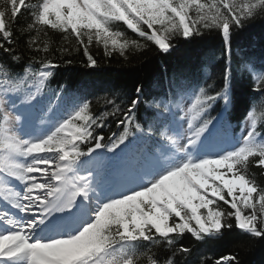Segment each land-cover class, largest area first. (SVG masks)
I'll return each instance as SVG.
<instances>
[{"label":"snow or ice","instance_id":"obj_1","mask_svg":"<svg viewBox=\"0 0 264 264\" xmlns=\"http://www.w3.org/2000/svg\"><path fill=\"white\" fill-rule=\"evenodd\" d=\"M25 8L31 22L17 34ZM257 18L264 0H0V264H141L147 253L148 264H188L186 234L207 243L240 230L264 240V123L248 111L234 134L228 119L234 37ZM46 28L64 34L62 54L74 37L87 68L98 67L94 43L127 60L130 50L155 46L166 57L178 40L207 36L223 52L194 66L164 61L147 87L93 98L50 86L60 64L50 41L41 46ZM215 61L222 86L209 83ZM243 67L264 96V52Z\"/></svg>","mask_w":264,"mask_h":264},{"label":"trees","instance_id":"obj_2","mask_svg":"<svg viewBox=\"0 0 264 264\" xmlns=\"http://www.w3.org/2000/svg\"><path fill=\"white\" fill-rule=\"evenodd\" d=\"M26 2L31 5L38 3V0H26ZM30 11L31 9L25 8L17 17L16 24L13 26V30L17 34L21 27H26L31 22ZM45 30L48 35L41 34L39 37L41 46L45 40L50 41L49 55L60 64L55 70L54 76L50 78V83L56 85L57 82H60L70 85L73 89H86L95 97H103L110 93L128 96L133 94L134 87L140 83L147 87L159 74L164 61L170 65L194 66L197 62L203 61L210 53L219 57L223 52L219 38L207 36L203 39L197 37L191 43L178 40L171 54L166 57L159 54L155 46H151V50H145L143 55L136 50H130L127 60L118 53H113L111 57L105 56L104 48L94 43L90 48V53L97 60L98 67L87 68L84 66L86 57L83 49L78 48L74 37L68 41L73 50L62 54L57 49L59 45L64 44L61 39L64 34L50 28ZM120 30L125 31L129 38L140 39L122 24ZM25 40L26 36H20V47H23ZM262 52H264V19L257 18L246 29L240 30L236 34L232 46V70L236 74L237 81L235 108L228 114V119L236 129L244 115L251 110H255L258 128L264 123V120L260 119L261 116H264V96L252 91V77L247 72L248 69L243 67L248 56L259 57ZM67 59L72 61L71 65L63 63V60ZM257 68H259L258 64ZM223 70V63L215 61L209 68L212 77L209 83L215 81L222 86ZM257 74L261 73L257 71ZM95 107L97 111L103 110V101L101 100ZM109 126L115 131L114 118H110ZM104 132H108V127H105ZM249 171L256 173L258 180L260 179L259 169L250 166ZM261 182L264 183V181ZM182 243L192 249L191 254L186 257L188 264H201L202 260H206L207 264H215L220 256L229 254H238L241 264H264V240L241 234L240 230H232L222 239H212L207 243L195 241L189 234H186ZM147 255H151V253H147L142 258L141 264H148ZM165 255L167 253L161 250L160 257L163 258Z\"/></svg>","mask_w":264,"mask_h":264}]
</instances>
